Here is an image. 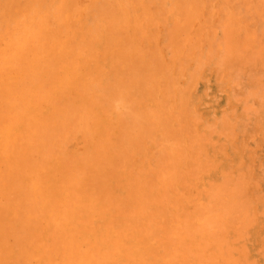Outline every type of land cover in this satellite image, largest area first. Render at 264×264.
I'll use <instances>...</instances> for the list:
<instances>
[{"label": "bare ground", "instance_id": "1", "mask_svg": "<svg viewBox=\"0 0 264 264\" xmlns=\"http://www.w3.org/2000/svg\"><path fill=\"white\" fill-rule=\"evenodd\" d=\"M53 1L0 0V264H251L256 220L243 191L251 169L238 164L226 179L216 170L218 178L198 185L192 212L176 198L177 180L205 178L208 143L225 128L195 133L177 85L188 53L176 48L189 43L185 20L197 17L203 0L178 12L185 20L170 32L168 64L154 29L177 14L178 0H160L155 14L144 6L140 16L129 9L132 0H92L100 25L80 41L81 0ZM222 10L234 18L227 4ZM255 42L249 34L219 63L237 64L240 49L261 56ZM107 59L127 74L113 87L104 78ZM77 137L82 148L73 151ZM228 213L236 223L224 222Z\"/></svg>", "mask_w": 264, "mask_h": 264}, {"label": "rangeland", "instance_id": "2", "mask_svg": "<svg viewBox=\"0 0 264 264\" xmlns=\"http://www.w3.org/2000/svg\"><path fill=\"white\" fill-rule=\"evenodd\" d=\"M31 1L35 0H17L21 6ZM59 1L60 0H54L53 4L57 5ZM91 1L92 0H81V2H79V7L83 10V16L80 20H75V24L77 23L76 26H78L76 32V38L78 41L82 39V36L89 32L90 28L100 25V20L95 18L99 14V11H97L98 7L94 2L91 3ZM154 1L156 0H132L128 5L132 12L136 11L135 14L137 16L142 14V8L147 5L150 11L155 14L158 10L157 3H159L160 0H157L156 2ZM195 1L197 0H178L175 8L177 14L170 15L168 13V18L165 19L166 22H160L158 25L159 27L154 29L158 32L155 39L156 44H158V49H161L162 54L166 50L165 54H163V58L165 59L164 62L167 64L170 55L168 49V43L171 38L170 32L175 28V24L178 19L185 20L182 16H180V14H178V12L185 5ZM224 4H227L232 10L233 19H230L225 15V12L222 10V5ZM255 7H257V14L253 15ZM26 11H28V9L22 13H25ZM196 16L197 17L192 18L188 22L185 20L186 24L189 26V30H191L189 34L191 38L188 39L189 43L185 45L186 47L182 45L176 48L177 50L186 49L185 54L188 53V58L184 59L183 62L184 65L187 66V71L184 74L185 76H181L177 82L178 87L184 91L183 94L185 100H187L193 110L192 115L186 113L187 117L185 121L194 128L195 133H204L205 130H210L216 126L220 127V124H225V128L218 134L213 135L208 143L207 150L210 152L209 154L211 156L208 154L207 159H209L210 165L207 167L208 172L205 173V178L201 180L194 179L192 181L177 180L176 189L178 188L177 193L179 196L176 195L177 197H175H184L186 200V206L188 208L191 207L189 208V211L192 212L197 207L195 203L197 202V198L200 193L198 190L199 186H201L200 184L204 182L205 186L206 184H210L211 180L214 179V176L218 178L219 173L217 171L222 172L224 174L223 179H226V175H236V168H238V166L239 170L247 169L249 171L251 169L248 173V178L245 180V187L243 188L246 198L249 199L251 206H253V213H255L254 215L256 220L255 229H253L252 233L253 237L250 240L252 241L250 244L252 258L250 257V260L252 261L251 264H264V262H262L264 261V251H262L264 250V239L261 237L264 236V168H262L264 167V109H262L264 108L262 107L264 106V103H261L264 102V79H262L264 78V54L261 56H248L244 53L243 49H240L236 52L239 59L237 64L219 63L222 55H224V51L233 47L235 43L245 41L249 34H253L256 38L254 45L264 48V22L260 20L261 18H258V16L264 17V0H203L202 4H200L197 9ZM262 20H264V18H262ZM232 22L236 23L233 27L229 25ZM149 25L146 24V26H144L146 32L149 31ZM199 28H203L207 31V33L201 34L200 36L197 35ZM140 39L141 38L136 40V43L132 45V48L141 46ZM158 39L159 41L157 42ZM198 39L200 41L197 45H195ZM201 54L203 56H200ZM249 57H251V59ZM107 62L108 74H106V70L104 68V78L108 82V86L113 87L114 85H117L116 79L118 76H123L124 74L126 77L127 74L122 72L124 68L117 65L114 60L107 59ZM174 67L175 70L173 69ZM181 67L182 66L179 64L171 66L175 73H179L181 71ZM208 68H210V71ZM222 78L223 80H221ZM109 82H111V84ZM192 89H194V91ZM137 95L139 96V94ZM116 105L121 104L116 103ZM234 112L236 113L235 115H233ZM226 135L232 136L230 140H227L228 142L224 141ZM118 140L119 139H116V141ZM72 143L74 146H71L73 151H79L82 148V143L79 137L73 140ZM150 152L156 153L157 151L152 150ZM144 163L147 167H153L156 164V160L147 159ZM212 171L215 172L213 173ZM235 182L236 181L229 179L225 184L230 187V190H232ZM248 186L252 189H249ZM246 190L248 194L246 193ZM188 201L190 203H188ZM233 215V213L225 214L223 216L225 218L223 219L225 220L224 222L228 219V222L231 224V221L233 222L231 217L234 218L236 216ZM239 224H242V222ZM253 234L256 235L254 236ZM122 264L129 263L123 262Z\"/></svg>", "mask_w": 264, "mask_h": 264}]
</instances>
